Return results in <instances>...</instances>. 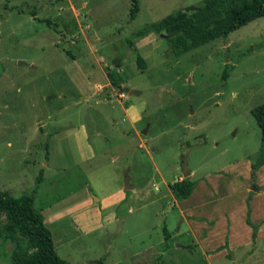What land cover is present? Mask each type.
<instances>
[{
    "label": "rangeland",
    "instance_id": "rangeland-1",
    "mask_svg": "<svg viewBox=\"0 0 264 264\" xmlns=\"http://www.w3.org/2000/svg\"><path fill=\"white\" fill-rule=\"evenodd\" d=\"M200 1L0 0V190L34 194L62 259L264 264V17L180 55L142 31Z\"/></svg>",
    "mask_w": 264,
    "mask_h": 264
},
{
    "label": "trees",
    "instance_id": "trees-1",
    "mask_svg": "<svg viewBox=\"0 0 264 264\" xmlns=\"http://www.w3.org/2000/svg\"><path fill=\"white\" fill-rule=\"evenodd\" d=\"M130 14L134 18L138 11L137 0ZM264 17V0H201L184 9H178L142 31L152 30L158 35L165 31L164 39L174 55H180L191 48L216 38H225L238 27ZM141 32V31H140ZM138 64L145 67L138 55ZM228 72H223V78ZM111 82L115 80L111 76ZM123 90L122 86H118ZM253 114L261 132V147L264 148V102L255 106ZM195 186L190 177H183L169 183L172 196L178 199L188 197ZM5 217V230L17 233L27 242V252L14 256V264H72L56 252L50 229L44 224L43 214L34 208V194L14 197L0 190V218ZM2 220V219H1ZM165 238L169 232L164 228ZM93 264H105L100 258Z\"/></svg>",
    "mask_w": 264,
    "mask_h": 264
},
{
    "label": "crops",
    "instance_id": "crops-1",
    "mask_svg": "<svg viewBox=\"0 0 264 264\" xmlns=\"http://www.w3.org/2000/svg\"><path fill=\"white\" fill-rule=\"evenodd\" d=\"M72 9H73V11L75 12V9L73 8V6H72ZM75 14H76V12H75ZM36 16L37 15H35V14H33V18H36ZM132 18V17H131ZM87 27V26H86ZM88 28H89V25H88ZM97 37H100L99 35H96ZM101 38V37H100ZM88 40H90L89 38H88ZM146 40H150L149 38L148 39H146ZM145 42H147V41H144V45H146V43ZM89 45V48H90V50H91V52H93V51H96L97 53H100L99 52V50H100V47H96L94 44H88ZM100 58H102V57H104L103 55H102V57L101 56H99ZM105 58V57H104ZM115 77V76H114ZM116 79V78H115ZM186 174V173H185ZM179 179V178H178ZM129 188H131V186H129ZM253 189V188H252ZM255 189H256V186H255ZM254 189V190H255ZM96 200H97V198H96ZM230 243H232V242H230Z\"/></svg>",
    "mask_w": 264,
    "mask_h": 264
},
{
    "label": "water",
    "instance_id": "water-1",
    "mask_svg": "<svg viewBox=\"0 0 264 264\" xmlns=\"http://www.w3.org/2000/svg\"><path fill=\"white\" fill-rule=\"evenodd\" d=\"M123 90L124 91H130V92H132V93H137V91L136 90H134V89H131V90H129L128 88H123ZM143 132H145V130H143ZM188 174L190 173V172H187ZM184 177H187L186 176V174H184ZM177 180H179L178 178H176V180L175 181H177ZM128 187H129V185H128ZM253 189H255V186H253ZM97 262V260H93L92 261V263H96Z\"/></svg>",
    "mask_w": 264,
    "mask_h": 264
},
{
    "label": "built area",
    "instance_id": "built-area-1",
    "mask_svg": "<svg viewBox=\"0 0 264 264\" xmlns=\"http://www.w3.org/2000/svg\"><path fill=\"white\" fill-rule=\"evenodd\" d=\"M125 96V92L122 91V93L120 94V97H124Z\"/></svg>",
    "mask_w": 264,
    "mask_h": 264
}]
</instances>
